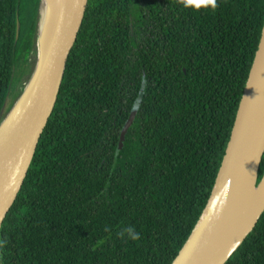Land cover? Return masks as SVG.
<instances>
[{
    "label": "trees",
    "instance_id": "obj_1",
    "mask_svg": "<svg viewBox=\"0 0 264 264\" xmlns=\"http://www.w3.org/2000/svg\"><path fill=\"white\" fill-rule=\"evenodd\" d=\"M218 3L86 0L0 264L173 262L210 197L264 24V0ZM39 5L0 0V123L22 93L7 109L16 68L26 84L36 65ZM263 173L264 155L256 184ZM128 227L139 241L119 235ZM225 264H264V212Z\"/></svg>",
    "mask_w": 264,
    "mask_h": 264
},
{
    "label": "water",
    "instance_id": "obj_2",
    "mask_svg": "<svg viewBox=\"0 0 264 264\" xmlns=\"http://www.w3.org/2000/svg\"><path fill=\"white\" fill-rule=\"evenodd\" d=\"M41 3V0H40ZM86 0H61L51 37L24 90L0 123V228L15 202L38 140L55 108L70 45ZM40 18V5H39ZM39 25V22H38ZM262 31H264V24ZM38 47V29H37ZM142 96V94H140ZM137 111L131 110L116 152ZM213 189L186 243L171 264H225L257 225L264 204L225 243L221 229L245 176L264 155V38L260 37ZM264 181V173L261 181Z\"/></svg>",
    "mask_w": 264,
    "mask_h": 264
},
{
    "label": "bare ground",
    "instance_id": "obj_3",
    "mask_svg": "<svg viewBox=\"0 0 264 264\" xmlns=\"http://www.w3.org/2000/svg\"><path fill=\"white\" fill-rule=\"evenodd\" d=\"M60 2L61 0H41L38 25V49L40 53L44 51L53 32ZM255 176L256 171L253 167L245 176L221 229L220 237L223 243L251 219L259 206L264 204V181L257 186Z\"/></svg>",
    "mask_w": 264,
    "mask_h": 264
},
{
    "label": "clouds",
    "instance_id": "obj_4",
    "mask_svg": "<svg viewBox=\"0 0 264 264\" xmlns=\"http://www.w3.org/2000/svg\"><path fill=\"white\" fill-rule=\"evenodd\" d=\"M180 6L185 10H191L194 12H201V11H212L214 12L218 6V0H179ZM261 38H264V31L260 33ZM146 84V80L142 78L141 80V88ZM142 103V96L138 95L135 102L132 104L131 108L133 111H139L141 108ZM127 234V237L132 241H139L141 236L140 233L137 232L134 228L128 227L124 229L119 235L121 237L124 236V234Z\"/></svg>",
    "mask_w": 264,
    "mask_h": 264
},
{
    "label": "rangeland",
    "instance_id": "obj_5",
    "mask_svg": "<svg viewBox=\"0 0 264 264\" xmlns=\"http://www.w3.org/2000/svg\"><path fill=\"white\" fill-rule=\"evenodd\" d=\"M36 55L38 56V52L36 53ZM22 69L16 68L15 70V75L13 76L8 94H7V98H6V103L5 106L7 107V109L11 106V104L14 102V100L17 98L18 96V92L19 91H23L25 88V83H24V78L25 76L22 75ZM25 84V85H24Z\"/></svg>",
    "mask_w": 264,
    "mask_h": 264
}]
</instances>
